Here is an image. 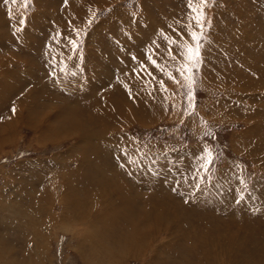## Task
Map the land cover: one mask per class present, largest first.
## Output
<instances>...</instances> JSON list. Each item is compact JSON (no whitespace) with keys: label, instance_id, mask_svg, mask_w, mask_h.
Masks as SVG:
<instances>
[{"label":"rangeland","instance_id":"374dc122","mask_svg":"<svg viewBox=\"0 0 264 264\" xmlns=\"http://www.w3.org/2000/svg\"><path fill=\"white\" fill-rule=\"evenodd\" d=\"M191 16L187 0H0V192L46 207L40 245L0 214V264H264V0Z\"/></svg>","mask_w":264,"mask_h":264},{"label":"bare ground","instance_id":"6f19581e","mask_svg":"<svg viewBox=\"0 0 264 264\" xmlns=\"http://www.w3.org/2000/svg\"><path fill=\"white\" fill-rule=\"evenodd\" d=\"M82 3V2H81ZM91 4V3H90ZM103 4V3H102ZM95 5H97V4H95ZM98 6V5H97ZM104 6V5H103ZM94 8V7H93ZM95 8H97V7H95ZM124 13V12H123ZM126 13V12H125ZM126 14H124V16H125ZM127 17V16H126ZM121 18V17H120ZM112 19V18H111ZM136 19V18H135ZM113 21V20H112ZM131 21H132V19H131ZM137 21H135V23H136ZM130 26V25H129ZM135 26V25H134ZM138 26H137V24H136V28H137ZM138 29V28H137ZM136 29V30H137ZM106 67H104V69H105ZM254 83V82H253ZM168 96H169V94H168ZM122 108V107H121ZM122 114V113H121ZM73 132V131H72ZM201 148V147H200ZM198 150V149H197ZM198 152H199V150H198ZM201 154V153H200ZM199 156V155H198ZM200 156H203L202 154L200 155ZM199 158V157H198ZM200 159V158H199ZM200 161V160H199ZM28 184V183H27ZM11 185V184H10ZM28 186V185H27ZM30 186V185H29ZM35 186V185H34ZM35 187H37V186H35ZM41 187V186H40ZM24 188V187H23ZM33 188V187H32ZM22 190H24V189H22ZM38 190V189H37ZM2 192H0V196L2 197V202H1V199H0V214H3V215H7L8 217H9V220L13 223V225H12V227L13 226H15V227H17V225H16V223H15V221H18L17 220V218H18V216L20 215V216H22V220L21 221H24V222H27L28 221V223L30 224V222L31 223H33L34 225H35V227H32V228H34V231H33V233H32V235L30 234L31 232H30V229L28 228L29 226H27V224H24L22 227H23V231L26 233V241H24L25 243L27 242V246H29L30 244H31V242H32V240L33 241H35L34 243L36 244L37 243V245H40V244H44L43 242H45L44 241V238H43V231H44V226L42 227V225L45 223V219L42 217V215L43 214H41V211H42V206H43V208H46L45 207V205L43 204L40 208H39V210H38V212L37 211H35L34 210V213L32 214V212L28 209V206H29V204H28V206L27 207H24V203H22V202H24L23 201V199H22V197H20V196H18L20 199H18V197L16 196V195H14V194H12V196H11V199L9 198V200H4L3 198H5V194H3V190H1ZM27 192V189H26V191L24 192V195H25V193ZM34 192V191H33ZM45 192V191H44ZM5 193V192H4ZM32 193V192H31ZM42 193H43V191H42V189H39V195H42ZM20 194H22V193H20ZM33 194V193H32ZM10 195V194H9ZM9 195H7V196H9ZM27 196H29V195H27ZM31 196V195H30ZM35 196V195H34ZM44 196H45V194H44ZM0 197V198H1ZM23 197H25V196H23ZM26 198V197H25ZM37 198V197H36ZM103 198H105V197H103ZM20 200V201H18V200ZM29 199V198H28ZM27 200V199H26ZM25 200V201H26ZM31 200V199H30ZM30 200H29V202H30ZM12 201H17L18 203H20L19 204V208L15 211V213L13 212V210H14V208H12V206H13V203H12ZM33 201V200H32ZM31 201V202H32ZM28 202V201H27ZM36 202H37V199H36ZM35 202V203H36ZM43 202H44V200H43ZM12 203V204H11ZM41 203V202H40ZM15 205H18V204H15ZM109 205V204H108ZM15 207V206H14ZM30 207V206H29ZM32 207V206H31ZM37 207V206H36ZM25 208V209H24ZM95 208V207H94ZM13 209V210H12ZM31 209V208H30ZM33 209V208H32ZM108 209H110V208H108ZM153 209H155V208H153ZM43 212V211H42ZM158 213V212H157ZM37 214H41V217L43 218H39V217H37L38 215ZM46 214V213H45ZM105 214V213H104ZM162 214V213H161ZM37 215V216H36ZM44 216V215H43ZM46 216V215H45ZM97 218H100V217H97ZM2 219H3V217H1L0 216V222L2 221ZM16 219V220H15ZM21 219V218H20ZM26 220V221H25ZM43 220V221H42ZM99 219H97L96 221H95V223L98 221ZM8 221V220H7ZM2 222H4V221H2ZM24 222H21L19 225H18V227L20 228V226H21V224H23ZM19 223V222H18ZM95 223H94V226H91V227H88V226H86L85 224V228L83 229L84 230V235L86 236V237H89L90 235L88 234L90 231L92 232V230H93V227H95ZM6 224V223H5ZM15 224V225H14ZM28 224V225H29ZM11 225V224H10ZM32 225V224H31ZM88 225V224H87ZM6 226V225H5ZM14 227V228H15ZM59 227V226H58ZM155 227V226H154ZM1 228V227H0ZM7 228H8V225H7ZM10 228V227H9ZM65 227H64V225L62 226V229H64ZM59 229H61L60 227H59ZM67 229H69V227H66V229L65 230H67ZM81 229V228H80ZM43 230V231H42ZM89 230V231H88ZM7 231V230H6ZM9 231V230H8ZM73 231V230H72ZM4 232V231H3ZM90 232V233H91ZM6 233V232H5ZM17 234V233H16ZM8 235V234H7ZM20 235V234H19ZM24 235V234H23ZM44 235H45V232H44ZM6 236V235H5ZM1 237V236H0ZM15 237H18V236H15ZM20 237H22V236H20ZM34 238V239H33ZM43 238V239H42ZM92 238V237H91ZM90 238V239H91ZM2 239V238H1ZM19 239V238H18ZM47 239V238H46ZM18 242H19V240H18ZM29 242V243H28ZM244 242V241H243ZM242 242V243H243ZM9 243V242H8ZM20 243H22V242H20ZM84 243V239L82 238V242H80L79 243V245H82ZM244 243H246V242H244ZM1 244V243H0ZM5 244V243H4ZM7 244V243H6ZM34 244V245H35ZM8 245V244H7ZM10 245V244H9ZM13 245H15V242H14V244ZM12 245V246H13ZM20 245V244H19ZM22 245V244H21ZM20 245V246H21ZM33 245V244H32ZM16 247H17V245H16ZM34 247V246H33ZM0 248H1V246H0ZM8 248H9V246H8ZM7 248V249H8ZM14 248V247H13ZM27 248V247H26ZM36 248H37V246H36ZM82 248V247H81ZM2 249V248H1ZM20 249H22V247L20 248ZM12 250V249H11ZM31 250V249H30ZM39 250V249H38ZM16 251V250H15ZM13 252V253H16V252ZM36 251V250H35ZM142 251V250H141ZM10 251H8V253H9ZM31 252V251H30ZM37 253V252H36ZM135 253V252H134ZM140 253V252H139ZM23 254V253H22ZM29 254V253H28ZM31 254V253H30ZM79 254V253H78ZM124 255V254H123ZM128 255V254H127ZM40 256V255H39ZM200 256H201V254H200ZM241 256V255H240ZM23 257V256H22ZM37 257V256H36ZM118 257V256H117ZM202 257V256H201ZM237 257V256H236ZM235 257V258H236ZM242 257V256H241ZM6 258H7V256H6ZM44 258V257H43ZM245 258V257H244ZM17 258H16V256L14 255V254H12L11 253V257L9 258L8 257V260H6V262H5V264H13L14 262H15V260H16ZM23 259V258H22ZM29 259V258H28ZM88 259V258H87ZM102 259V258H101ZM236 259H238V258H236ZM25 260V259H24ZM103 260V259H102ZM4 261V260H3ZM29 261V260H28ZM101 261V260H100ZM99 261V262H100ZM243 261H244V259H243ZM256 261V260H255ZM17 263H18V260H17ZM16 263V264H17ZM25 263V262H24ZM236 263V262H235ZM22 264V263H21ZM92 264V263H91ZM237 264V263H236Z\"/></svg>","mask_w":264,"mask_h":264},{"label":"snow or ice","instance_id":"6c2138e0","mask_svg":"<svg viewBox=\"0 0 264 264\" xmlns=\"http://www.w3.org/2000/svg\"><path fill=\"white\" fill-rule=\"evenodd\" d=\"M4 4H17L18 0H3ZM24 4L27 3V0H22ZM209 6V0H187V7L192 13L191 19L194 21L195 25L199 28H202L203 22H204V16H205V9ZM189 36L191 38V41L195 42L194 45H185L184 46V57L187 63H184L180 68L177 69L178 72H180V75L182 78L188 81V100L191 102L193 99L191 88L194 84V80L187 76L186 73H189L192 71L193 68L197 67V63L200 60V49L201 45L199 43L201 36L198 34L197 31L192 30L189 32ZM155 63V61H152ZM191 65V66H189ZM169 79H172L173 82H176L175 78L169 75ZM161 85H163V82H161ZM190 103V107H191ZM13 113H15V108L12 109ZM191 114V113H189ZM213 162V158L211 156V153H207L204 157V164L201 166L204 170H207L208 166L211 165ZM197 189L199 190V184L196 185ZM176 189H173L175 191ZM187 203V201H185Z\"/></svg>","mask_w":264,"mask_h":264}]
</instances>
